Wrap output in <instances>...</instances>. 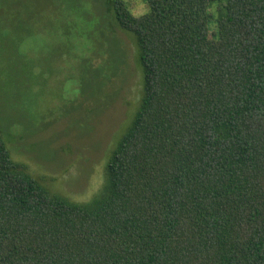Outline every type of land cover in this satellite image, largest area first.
Listing matches in <instances>:
<instances>
[{"label":"trees","instance_id":"16d2710c","mask_svg":"<svg viewBox=\"0 0 264 264\" xmlns=\"http://www.w3.org/2000/svg\"><path fill=\"white\" fill-rule=\"evenodd\" d=\"M146 2H107L144 90L92 201L0 130V264H264V0Z\"/></svg>","mask_w":264,"mask_h":264},{"label":"rangeland","instance_id":"374dc122","mask_svg":"<svg viewBox=\"0 0 264 264\" xmlns=\"http://www.w3.org/2000/svg\"><path fill=\"white\" fill-rule=\"evenodd\" d=\"M107 2L0 0V130L15 161L81 203L104 188L144 90L137 47Z\"/></svg>","mask_w":264,"mask_h":264}]
</instances>
